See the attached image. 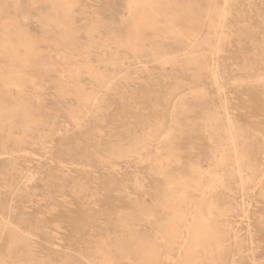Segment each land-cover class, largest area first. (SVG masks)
Wrapping results in <instances>:
<instances>
[{"label":"rangeland","instance_id":"374dc122","mask_svg":"<svg viewBox=\"0 0 264 264\" xmlns=\"http://www.w3.org/2000/svg\"><path fill=\"white\" fill-rule=\"evenodd\" d=\"M0 264H264V0H0Z\"/></svg>","mask_w":264,"mask_h":264}]
</instances>
